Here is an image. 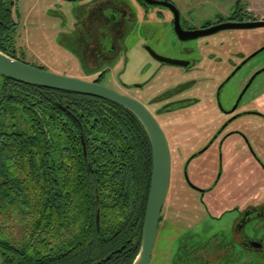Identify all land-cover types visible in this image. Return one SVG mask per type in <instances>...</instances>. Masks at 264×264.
I'll use <instances>...</instances> for the list:
<instances>
[{
    "label": "flooded vegetation",
    "instance_id": "obj_1",
    "mask_svg": "<svg viewBox=\"0 0 264 264\" xmlns=\"http://www.w3.org/2000/svg\"><path fill=\"white\" fill-rule=\"evenodd\" d=\"M62 1L54 5L55 15L62 25L58 34L61 36L68 24L69 18L63 11L66 10L73 19L69 28L78 54L77 70L81 72L77 78L138 99L157 118L171 147L172 177L175 173L179 185L186 186L189 195L196 199V203L189 205L192 221L198 210L204 216L221 218L211 212L207 198L220 181L225 161L231 159L226 156L227 147L238 148L236 156L241 163L249 159L259 168L261 180L253 177L250 184L255 199L227 211L235 213L231 220V245L248 252L249 262L264 264V64L249 66L264 51V31L258 34L250 29L264 27L222 29L189 40H182L177 29V20L183 31L204 32L228 23L264 21V15L258 14L246 0ZM207 3H214L215 8L208 11ZM64 6L67 7L64 9ZM26 12L31 14L32 11ZM31 19L26 14L23 16L19 0H0V51L43 69L28 60ZM172 35L181 42L196 45L194 49L188 48L192 57L167 56L166 51L162 52L164 48H159L160 44L157 43V48L145 45L143 48L151 60L145 63L144 58L139 63L146 80L129 82L120 77L128 67V52L133 49H130L133 41L143 37L160 41ZM150 50L165 58L188 61V65L164 63ZM56 91L63 90L20 82L0 74V136L8 135L7 131L31 133L34 125L45 128L53 100L52 105L57 103L62 111L63 147L59 165L64 178L65 166L71 165L65 158L68 153L64 146L65 135L67 131L75 133L77 128H66L67 115L76 118L73 112L67 111L69 105L65 96ZM37 102L40 104L35 105ZM34 112L37 113L35 117ZM242 149L249 154L245 155ZM84 155H88L85 147ZM198 158L218 168L214 181L206 185L193 181L190 174L193 166L198 167ZM231 245H217L212 249L208 255L210 263L218 261L219 264ZM207 246L208 243L182 244L178 252L185 253V258L191 253L195 257L201 254L199 260H207L204 252H200ZM185 258L179 255L171 264H180Z\"/></svg>",
    "mask_w": 264,
    "mask_h": 264
},
{
    "label": "trees",
    "instance_id": "obj_2",
    "mask_svg": "<svg viewBox=\"0 0 264 264\" xmlns=\"http://www.w3.org/2000/svg\"><path fill=\"white\" fill-rule=\"evenodd\" d=\"M56 93L65 96L67 111L75 114L76 119L67 115L66 128H77L65 135L71 165L65 166L64 178L59 165L62 111L53 100L45 128L34 125L31 133L0 136V211L8 205L25 210L36 231L35 244L22 248L0 234V264H133L151 190L148 133L118 103L72 91ZM110 198L115 201L108 205ZM114 210L119 214L109 215ZM120 218L119 225L113 223Z\"/></svg>",
    "mask_w": 264,
    "mask_h": 264
},
{
    "label": "rangeland",
    "instance_id": "obj_3",
    "mask_svg": "<svg viewBox=\"0 0 264 264\" xmlns=\"http://www.w3.org/2000/svg\"><path fill=\"white\" fill-rule=\"evenodd\" d=\"M218 1L221 0H214L213 2ZM62 2L64 1L19 0V8L23 16L26 14L27 17H31V22L33 23L30 27V34L27 37L29 46L28 60L44 70L77 77L80 76L81 72L77 70L76 63L78 54L75 52V44L70 39L69 28L73 19L63 9L69 19L68 24L64 28V33L61 36L58 34V30L61 29L62 25L61 20L58 19L59 17L55 15L54 9L56 7L54 5ZM69 4L63 3V5L67 6ZM30 5L33 6V9ZM213 5L214 3L212 5L207 3V6H209L208 11L215 8ZM67 6H64V9ZM49 8L50 11L48 12ZM26 11L32 12L28 14ZM59 16H62V13ZM250 30L253 32L257 31L259 34L261 31H264V28ZM157 43L161 45L159 46L161 50L164 48L162 52L166 51L165 54L171 57H192V54H188V48L194 49L196 47L193 42H181L174 35L160 41H157L156 38L149 39L147 37H143L140 41H133L130 48L133 49L128 52V67L126 72L120 75L124 81L134 82L146 80L143 66L139 62L145 58L146 63L151 58L143 47L150 44L154 48H157ZM258 45H260L259 38ZM262 64H264V51L254 58L249 66H260ZM242 150L244 151V149ZM244 152L245 155L249 154L247 151ZM237 153L238 148L236 147L231 149L226 148V156H231V159L225 161L221 171L220 181L210 197L207 198L211 212L216 216H220V219H214L210 215L204 216L198 210L195 212L196 217L194 221H192L189 205L190 202L196 203V199H193L189 195L186 186L179 185L174 173L171 179L168 197L162 211V222L159 226L157 241L150 264H171V261H174L175 257L177 258L179 255L185 258V253L178 252V247L182 244L192 246L198 243H208V248H201L200 250V252H204L203 256L207 260L208 255H210L212 249L217 245L232 244L231 220L235 213L228 212L227 210L236 206L242 207L247 202L255 199L251 193L250 184H252L253 177H259L261 180L259 168L255 167V163L249 159L246 160V163H241L236 156ZM203 160V158L197 159L199 161L198 167L196 165L193 166L190 174L193 181L201 185H206L211 180L214 181L218 168L210 163L206 165ZM114 201L115 199L110 198L108 205ZM24 212L25 210L23 209H16L9 205L6 209L0 211V234L4 239L18 248H22L27 244H35L34 236L36 231L32 232L29 226L30 221ZM110 214L111 216H116L119 212L114 210ZM123 216H126V212H124ZM111 218L108 217L106 220L107 226L111 225ZM122 221L120 218L113 223L119 225ZM247 232H249V228H247ZM228 250L227 254L220 258L219 264H253L249 262L251 256H248V252L240 250L237 245L234 247L231 245ZM199 258L202 259L201 254L199 257H195L191 253L180 264H211L209 260L200 261Z\"/></svg>",
    "mask_w": 264,
    "mask_h": 264
},
{
    "label": "water",
    "instance_id": "obj_4",
    "mask_svg": "<svg viewBox=\"0 0 264 264\" xmlns=\"http://www.w3.org/2000/svg\"><path fill=\"white\" fill-rule=\"evenodd\" d=\"M264 27V21L254 23H228L219 28L204 32H188L180 28L177 20V29L182 40L197 38L198 36L215 33L222 29H243ZM153 56L160 61L172 65L187 66L188 61L165 58L150 50ZM0 74L20 82L41 87L72 91L101 97L118 103L129 109L141 121L146 129L153 153V170L151 190L142 233L140 251L133 264H150L157 241L162 211L166 203L172 179V152L168 137L152 112L138 99L123 94L111 87L83 80L73 76H66L56 72L43 70L35 66L11 58L0 51ZM84 140V139H83ZM86 152V143L84 141ZM100 210L97 223L100 228Z\"/></svg>",
    "mask_w": 264,
    "mask_h": 264
},
{
    "label": "crops",
    "instance_id": "obj_5",
    "mask_svg": "<svg viewBox=\"0 0 264 264\" xmlns=\"http://www.w3.org/2000/svg\"><path fill=\"white\" fill-rule=\"evenodd\" d=\"M251 7L260 15H264V0H246Z\"/></svg>",
    "mask_w": 264,
    "mask_h": 264
}]
</instances>
